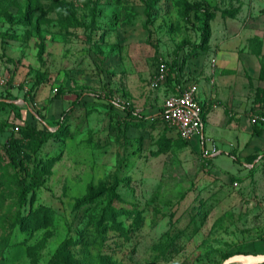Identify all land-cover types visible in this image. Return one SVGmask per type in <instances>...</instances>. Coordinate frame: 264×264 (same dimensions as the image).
I'll list each match as a JSON object with an SVG mask.
<instances>
[{
  "label": "rangeland",
  "instance_id": "1",
  "mask_svg": "<svg viewBox=\"0 0 264 264\" xmlns=\"http://www.w3.org/2000/svg\"><path fill=\"white\" fill-rule=\"evenodd\" d=\"M263 42L264 0H0L10 76L0 264H222L227 252L264 253V121L253 122L264 112ZM223 43L238 59L255 55L261 73H218L240 93L212 94L202 132L185 140L165 99L194 58ZM166 63L179 75L154 87ZM109 99L145 118H125ZM31 127L55 135L43 141ZM10 143L40 177L23 207Z\"/></svg>",
  "mask_w": 264,
  "mask_h": 264
},
{
  "label": "crops",
  "instance_id": "2",
  "mask_svg": "<svg viewBox=\"0 0 264 264\" xmlns=\"http://www.w3.org/2000/svg\"><path fill=\"white\" fill-rule=\"evenodd\" d=\"M262 47L264 52V42L262 44ZM217 49V53L212 55V57L209 56L208 58H194L190 66L186 67L185 72L188 74L184 77V79L181 78L182 83H180V85L175 84L176 86H173L174 92L178 89H183L190 82H195L199 85V99L204 105L203 121L205 116V109L208 104H210V102L212 103L213 101L212 99H210V96H212V94H219V97L224 100L230 99L223 94L221 90L222 86H224V88L226 86L229 87L228 92L230 94L240 93V89L238 87H230L231 83L229 79L224 81L221 78H217L218 73H236L237 71H245V69L250 70L251 73H257V76L259 75V73H261V65L259 59L255 55L245 53V56L242 57V60L240 58L238 59L237 54L234 51L228 49V45H226L225 43L220 44V47ZM213 59H215L214 68L212 64ZM216 78L218 80H216ZM214 80L218 82V90L216 87L211 86V84H214ZM1 90L2 89H0V91ZM216 118L217 114L211 113L209 117V125L213 124V126H217V124H219V121ZM216 130L217 129H215V134L217 135V138H222V135L217 134ZM259 252L264 251L262 250Z\"/></svg>",
  "mask_w": 264,
  "mask_h": 264
},
{
  "label": "built area",
  "instance_id": "3",
  "mask_svg": "<svg viewBox=\"0 0 264 264\" xmlns=\"http://www.w3.org/2000/svg\"><path fill=\"white\" fill-rule=\"evenodd\" d=\"M213 66L215 59L212 60ZM168 69L161 64L154 73L152 85L157 87L167 81ZM10 80L8 72L0 70V89H4ZM165 114L170 125L181 138L191 140L200 135L203 129L204 105L199 99V85L190 82L183 89L172 92L165 99ZM264 121V117H255L253 122Z\"/></svg>",
  "mask_w": 264,
  "mask_h": 264
},
{
  "label": "trees",
  "instance_id": "4",
  "mask_svg": "<svg viewBox=\"0 0 264 264\" xmlns=\"http://www.w3.org/2000/svg\"><path fill=\"white\" fill-rule=\"evenodd\" d=\"M206 39H207V36H205V34H204L203 35V41H205ZM206 43H208V41ZM166 66L168 69L167 81H168V79H173V81L175 79H177V77L179 75V71L176 70V68L169 65L168 63H166ZM175 84H178V82L177 81L174 82V85ZM2 96H4V95L1 94L0 97L2 98ZM109 102H110L112 107L118 105L120 107V109L125 112V114H126L125 118H127V119L142 120L145 118L144 116L137 114L131 107H129L127 105L112 101L111 99H109ZM77 105H79L78 102L76 103V105H73L71 108H75V107H77ZM263 117H264V112H263ZM30 129L32 130V132L36 136H38L43 141L45 139H49L55 135V132L51 131L49 128L37 129L36 127H31ZM9 151H10V157L12 160V165L15 168V170L17 171V178H18V182H19L18 183L19 184L18 185V203L21 207H23L26 204V202L28 201L29 193L31 191H33L36 187H38L39 182H40V177L37 173L27 175L22 170V167L20 165V162H19L17 155H16V152L14 150V145L12 143H10ZM121 210L123 211V210H125V208H123ZM20 220H21V214H18L17 221H20ZM97 240H98V236H95L92 240V244H95ZM7 242H8V240L5 237L3 239L2 244H6ZM234 254H237V253L227 252V253L222 254V258L225 260Z\"/></svg>",
  "mask_w": 264,
  "mask_h": 264
},
{
  "label": "water",
  "instance_id": "5",
  "mask_svg": "<svg viewBox=\"0 0 264 264\" xmlns=\"http://www.w3.org/2000/svg\"><path fill=\"white\" fill-rule=\"evenodd\" d=\"M222 264H264V253H237L225 259Z\"/></svg>",
  "mask_w": 264,
  "mask_h": 264
}]
</instances>
